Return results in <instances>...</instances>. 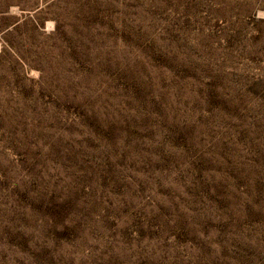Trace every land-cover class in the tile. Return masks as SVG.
<instances>
[{
	"label": "rangeland",
	"instance_id": "1",
	"mask_svg": "<svg viewBox=\"0 0 264 264\" xmlns=\"http://www.w3.org/2000/svg\"><path fill=\"white\" fill-rule=\"evenodd\" d=\"M0 264H264V0H0Z\"/></svg>",
	"mask_w": 264,
	"mask_h": 264
}]
</instances>
